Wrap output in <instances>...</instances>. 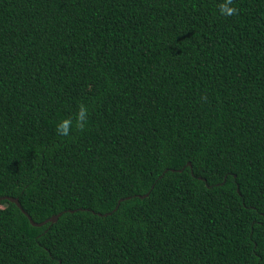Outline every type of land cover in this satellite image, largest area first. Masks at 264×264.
Listing matches in <instances>:
<instances>
[{
	"label": "trees",
	"instance_id": "1",
	"mask_svg": "<svg viewBox=\"0 0 264 264\" xmlns=\"http://www.w3.org/2000/svg\"><path fill=\"white\" fill-rule=\"evenodd\" d=\"M221 2L0 0V197L61 213L1 200L0 264H264V0Z\"/></svg>",
	"mask_w": 264,
	"mask_h": 264
},
{
	"label": "clouds",
	"instance_id": "2",
	"mask_svg": "<svg viewBox=\"0 0 264 264\" xmlns=\"http://www.w3.org/2000/svg\"><path fill=\"white\" fill-rule=\"evenodd\" d=\"M219 13L225 17H231L238 14L239 10L234 6V0H222L218 5ZM206 99V98H205ZM88 108L83 103L78 105V111L75 117L65 118L57 125L56 132L62 137H69L72 132L73 122L75 121V127L83 131L88 121ZM6 207L0 205V208Z\"/></svg>",
	"mask_w": 264,
	"mask_h": 264
},
{
	"label": "water",
	"instance_id": "3",
	"mask_svg": "<svg viewBox=\"0 0 264 264\" xmlns=\"http://www.w3.org/2000/svg\"><path fill=\"white\" fill-rule=\"evenodd\" d=\"M187 165H190V164L187 163ZM1 200H7V201L15 204L17 206V208L22 212V214L25 215V217L28 219L29 223L32 226H34V227H41V226H44L47 223H55L57 221V219L61 216V213H58L57 215H53L50 218L45 219L44 221H42L40 223H35V222L32 221L30 216L22 209V207L20 206L17 198L3 196V197H0V201ZM67 212H74V211H67ZM106 215H108V214H103L102 216H106ZM98 216H101V215L98 214Z\"/></svg>",
	"mask_w": 264,
	"mask_h": 264
}]
</instances>
